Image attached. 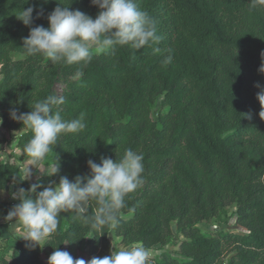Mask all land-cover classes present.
Wrapping results in <instances>:
<instances>
[{"label":"trees","instance_id":"trees-1","mask_svg":"<svg viewBox=\"0 0 264 264\" xmlns=\"http://www.w3.org/2000/svg\"><path fill=\"white\" fill-rule=\"evenodd\" d=\"M136 2L157 21L159 43L137 51L121 46L80 66L27 55L22 47L30 28L17 16L36 5L43 16L32 26L47 28L59 3L95 18L100 9L91 0H0V131L20 132L16 146L26 156L32 133L10 111L28 113L49 95L65 98L64 119L84 113L87 122L79 132L61 134L39 162L27 156L35 168L58 164L57 174L29 183L20 180L13 154L0 160V191L87 177L88 160L115 161L130 148L144 155L145 182L126 198L119 223L96 232L71 211L63 213L57 231L41 242L50 255L55 247H85V261L110 255L112 233L148 249L177 239L176 252L155 255L152 264H264V120L256 98L264 88V0ZM56 83L63 85L60 93ZM5 142L2 136L0 150ZM7 203L0 194V210ZM230 206L239 231L201 232L200 223L227 225ZM89 208L94 213L95 202ZM40 254L21 244L10 254L0 250V264H46Z\"/></svg>","mask_w":264,"mask_h":264},{"label":"clouds","instance_id":"clouds-1","mask_svg":"<svg viewBox=\"0 0 264 264\" xmlns=\"http://www.w3.org/2000/svg\"><path fill=\"white\" fill-rule=\"evenodd\" d=\"M91 4L100 9L95 18L58 3L47 16V28L32 26L35 19L43 16L42 8L32 5L21 9L17 19L30 28L29 35L23 38L22 48L26 54L43 55L52 64L87 66L97 53L114 52L121 46L137 51L161 40L157 34V21L142 10L136 0H91ZM153 51L159 52L160 49L155 47ZM172 59L169 54L162 63L167 65ZM259 71L264 72V64ZM255 86L261 88L259 84ZM256 98L261 105L259 117L264 120V88ZM64 103L63 96L49 95L29 105L31 111L28 113L18 114L16 108L10 111V118L22 122L32 133L24 145V152L33 163L53 152L61 134L76 133L86 128L84 113L72 120L63 118L59 106ZM143 161L142 152L129 148L121 159L115 161L107 157L101 158L99 163L88 160L90 176L77 175L72 180L61 176L59 183L52 181L47 186L33 184L27 190L20 187L10 193L11 198L19 200V203L7 213L5 220L13 226L22 225L24 233L21 238L33 246H41L42 241L53 235L59 227L61 215L69 211L96 232H102L109 225L115 227L121 210L127 206L126 198L145 182ZM37 170L51 176L58 173V164L48 171ZM31 175L28 168L23 179H19L27 180ZM37 188L43 190L37 193ZM31 193H36L34 199L30 198ZM92 202L96 205L94 213L89 208ZM152 255L147 247L132 245L85 261L55 247L48 257V264H152Z\"/></svg>","mask_w":264,"mask_h":264},{"label":"rangeland","instance_id":"rangeland-1","mask_svg":"<svg viewBox=\"0 0 264 264\" xmlns=\"http://www.w3.org/2000/svg\"><path fill=\"white\" fill-rule=\"evenodd\" d=\"M14 58H18L19 55L17 54H13L12 55ZM63 88V85L61 83H56L55 84V90L57 93H60L61 90ZM157 108H159V105L157 104V106H155L153 112L156 113ZM20 133V132H19ZM18 132H10V133H4L0 131V138L3 136L6 139V142L3 144L2 149L0 150V160H6L9 158V156L11 154L14 155L13 161L16 162V164L19 166L23 177L25 172L27 171V169L29 168V171L32 173L30 179H27V181L30 183L35 177L38 178L41 174L40 172H38L37 169L41 170V171H48L50 168L49 167H45V166H39L37 167V169L32 165L31 161L29 160V158L26 156H22L19 148H17L16 146V141H17V137L19 135ZM15 191H17L15 189ZM13 192L12 190L8 191V192H2L0 193L2 197H4V200H8L11 201L13 204H17L19 202V200H14L11 198L10 193ZM6 200V201H7ZM10 202V204H11ZM234 207L230 206L227 208V214L228 216H230V219L227 223V225L221 226V227H217L216 225H208V224H203L200 223L198 224L199 229L201 230V232L205 235H207L210 231L216 230V229H223V230H232V231H239L238 228L235 227L234 225ZM2 220H0V227L4 226V223H1ZM21 228V226H19ZM18 229L17 232V236H14L13 234H9L10 236H12L11 239L5 238V239H1L0 238V250L5 251L6 254H10L12 248L15 247V243H18V247L19 245L21 246L22 244H31V242L25 241L22 237L24 230ZM14 233V234H15ZM110 239H111V243H112V250L114 251H119L123 248H126L128 246H132V245H137L140 246V244H123L121 243L120 239L118 237H115L112 233H109ZM14 237H16L17 239L14 241ZM177 239L172 240L168 245L166 246H156L153 249H150L153 253V256H157L159 254H161L162 252H169L174 254L176 252L177 249ZM35 249L40 250L41 254V258L42 260L48 264V257L50 256V254L47 252V250L45 248H42V246H35ZM85 247H81L79 249H75L73 247L68 248V252L73 256V258H83L85 260ZM224 264H228V262L225 260Z\"/></svg>","mask_w":264,"mask_h":264},{"label":"crops","instance_id":"crops-1","mask_svg":"<svg viewBox=\"0 0 264 264\" xmlns=\"http://www.w3.org/2000/svg\"><path fill=\"white\" fill-rule=\"evenodd\" d=\"M36 178V177H35ZM34 178V179H35ZM16 190H18V188L16 186H12L10 190H12L13 192ZM2 197V196H1ZM5 197V196H4ZM4 197H2L4 199ZM7 200V199H6ZM7 205L5 207L4 210H0V220H2L1 223H4V226L3 227H0V238L1 239H5V238H8V239H11L12 236H10L11 234H13L14 236H17V232L18 229L20 228L19 226H21V230H24L23 229V226L20 225V224H16L15 226L12 225V223L10 221H6L5 220V217L7 216V213L15 206V204H13L11 201H8L7 200ZM11 202V204H10ZM19 203V202H18ZM17 203V204H18ZM14 222V220H13ZM15 233V234H14ZM10 234V235H9ZM17 238L14 237V241L16 240ZM22 244V243H21ZM15 246H18V243H15Z\"/></svg>","mask_w":264,"mask_h":264}]
</instances>
